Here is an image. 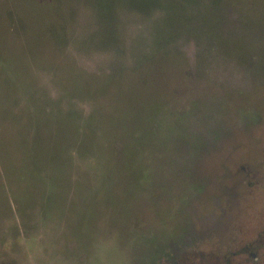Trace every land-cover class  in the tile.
Instances as JSON below:
<instances>
[{
    "label": "rangeland",
    "instance_id": "rangeland-1",
    "mask_svg": "<svg viewBox=\"0 0 264 264\" xmlns=\"http://www.w3.org/2000/svg\"><path fill=\"white\" fill-rule=\"evenodd\" d=\"M141 1L0 0V264H264V0Z\"/></svg>",
    "mask_w": 264,
    "mask_h": 264
},
{
    "label": "trees",
    "instance_id": "trees-1",
    "mask_svg": "<svg viewBox=\"0 0 264 264\" xmlns=\"http://www.w3.org/2000/svg\"><path fill=\"white\" fill-rule=\"evenodd\" d=\"M141 2L145 3V5H146V4L152 5V4L155 3L154 0H149V1L144 0V1H141ZM145 5H144V6H145Z\"/></svg>",
    "mask_w": 264,
    "mask_h": 264
}]
</instances>
